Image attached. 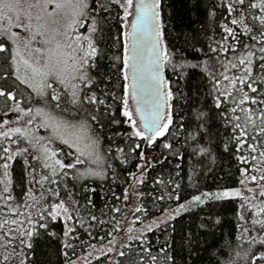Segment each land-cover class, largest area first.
<instances>
[{
  "label": "snow or ice",
  "instance_id": "1",
  "mask_svg": "<svg viewBox=\"0 0 264 264\" xmlns=\"http://www.w3.org/2000/svg\"><path fill=\"white\" fill-rule=\"evenodd\" d=\"M177 3L0 0V264H264V0Z\"/></svg>",
  "mask_w": 264,
  "mask_h": 264
},
{
  "label": "trees",
  "instance_id": "2",
  "mask_svg": "<svg viewBox=\"0 0 264 264\" xmlns=\"http://www.w3.org/2000/svg\"><path fill=\"white\" fill-rule=\"evenodd\" d=\"M177 8L180 9L181 6H180V3H179V0H178V3H177ZM178 21L182 22V23H185L187 24L188 23V19H187V14L181 9L180 12L178 13V17H177ZM0 104H2V100H0ZM157 153H159L161 151V149L157 148L156 149ZM151 158V156H150ZM139 161L133 159L131 161V163H129L127 166H126V171H124L122 173V175L120 176L119 180L117 181V184H119V187H117L115 184L113 185V188L114 190L116 191V194L119 196L121 195L122 191H123V188L124 187H127L128 184H131L133 183L131 177H128L127 176V172L128 171H136V168H135V165L138 163ZM17 172H19L20 170V166L17 165ZM234 171V169H233ZM226 172H227V163H225L224 165V171L222 172L220 170L219 167H217V170L215 173H213L212 175L208 176L207 177V180H206V183H207V186L209 188H215L218 184L219 185H224V184H228L230 186H236V183H235V178H229L227 175H226ZM157 175H163L166 177V171L165 172H161V169L159 166H157L155 169L151 170L150 173H149V176H148V179L146 181L145 184L143 185H139L138 186V190L145 193V196L143 199L141 200H137L136 197H132V200L130 203H127L125 204L124 202L122 201H114L112 200L111 196H109V203L110 204H113L115 203L116 206L120 207L121 208V213H109V216H115L116 219L118 220H122L124 219V217L126 216V206L128 207L131 203L132 204H136V203H141V204H144L146 205L147 207H149L150 209H153V201L151 199V196L152 195H156V194H159V190L154 188L153 187V177L157 176ZM223 176L224 179H220L219 177ZM214 177L216 178V182L214 183L213 180H214ZM125 178H127V184L124 183V180ZM97 204L100 205L101 204V201L99 199H97ZM161 205L160 204H157L155 207L158 208L160 207ZM166 206V204H165ZM174 206V205H173ZM132 208L130 209L131 211L133 210V206H131ZM237 207V202H230L228 205H227V209L225 210V215L227 217V220L230 222L227 227H231L232 224H234V220H233V214H234V210L236 209ZM133 214V213H132ZM97 215H99V213H97ZM139 215V214H137ZM109 216H105L103 217L104 219H109ZM134 217V215H133ZM105 232H108V231H111V226H105V229H104ZM102 235L104 234L103 232L101 233ZM113 235H119L117 233H113ZM160 234L157 233V236H159ZM152 239H155V237H152ZM161 239H163V237H161ZM93 243H95V241H93ZM106 243V241H105ZM135 247V245H133ZM119 247V245L117 246ZM127 251V250H125ZM117 259H123V258H120V257H116ZM103 259V258H102ZM93 264H96L95 261H93ZM125 264H127V261H125Z\"/></svg>",
  "mask_w": 264,
  "mask_h": 264
},
{
  "label": "rangeland",
  "instance_id": "3",
  "mask_svg": "<svg viewBox=\"0 0 264 264\" xmlns=\"http://www.w3.org/2000/svg\"><path fill=\"white\" fill-rule=\"evenodd\" d=\"M149 158H150V156H149ZM134 204H130L128 207L126 206V218L124 217V219H123V226L124 227H127L128 226V224H129V222H131L133 219H134V217H133V210L131 211L130 209L132 208L131 206H133ZM139 225H135V227H138ZM255 234V233H254ZM119 235H122V233H120ZM118 246V245H117Z\"/></svg>",
  "mask_w": 264,
  "mask_h": 264
}]
</instances>
